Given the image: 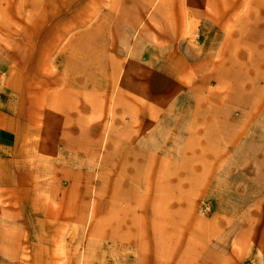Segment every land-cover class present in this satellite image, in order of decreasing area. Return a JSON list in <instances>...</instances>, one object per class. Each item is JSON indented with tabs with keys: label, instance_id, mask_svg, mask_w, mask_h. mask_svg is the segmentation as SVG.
<instances>
[{
	"label": "rangeland",
	"instance_id": "obj_1",
	"mask_svg": "<svg viewBox=\"0 0 264 264\" xmlns=\"http://www.w3.org/2000/svg\"><path fill=\"white\" fill-rule=\"evenodd\" d=\"M0 264H264V0H0Z\"/></svg>",
	"mask_w": 264,
	"mask_h": 264
},
{
	"label": "crops",
	"instance_id": "obj_2",
	"mask_svg": "<svg viewBox=\"0 0 264 264\" xmlns=\"http://www.w3.org/2000/svg\"><path fill=\"white\" fill-rule=\"evenodd\" d=\"M8 116L2 113V110L0 111V134L2 135L3 132H5L6 128H8L7 125H5V119H7Z\"/></svg>",
	"mask_w": 264,
	"mask_h": 264
}]
</instances>
